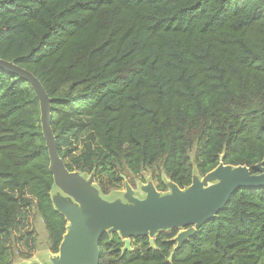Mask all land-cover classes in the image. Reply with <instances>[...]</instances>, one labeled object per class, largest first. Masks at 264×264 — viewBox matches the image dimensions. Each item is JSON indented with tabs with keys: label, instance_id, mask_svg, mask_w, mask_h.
I'll use <instances>...</instances> for the list:
<instances>
[{
	"label": "trees",
	"instance_id": "obj_1",
	"mask_svg": "<svg viewBox=\"0 0 264 264\" xmlns=\"http://www.w3.org/2000/svg\"><path fill=\"white\" fill-rule=\"evenodd\" d=\"M0 58L43 83L61 157L103 196L145 171L160 192L220 163L259 172L264 0H0ZM54 187L39 98L0 68V264L32 256L18 241L34 248L35 213L59 252L68 220ZM179 231L125 251L105 232L100 264H264V185L235 191L176 248Z\"/></svg>",
	"mask_w": 264,
	"mask_h": 264
},
{
	"label": "water",
	"instance_id": "obj_2",
	"mask_svg": "<svg viewBox=\"0 0 264 264\" xmlns=\"http://www.w3.org/2000/svg\"><path fill=\"white\" fill-rule=\"evenodd\" d=\"M0 68L27 80L37 94L50 170L55 186L62 189L68 198L63 195L52 197L55 207L68 220L60 250L57 256L51 258L53 264H100L101 237L105 232H118L126 242L125 251L131 249L130 238L133 236L148 235L153 245L157 233L178 228L176 248H179L226 206L235 191L242 187L264 185L263 159L257 164L258 173H252L246 165L220 163L207 174L217 179V182L209 185H204L194 176L192 184L186 188L168 182L170 189L162 194L149 183L143 187L146 196L138 198L127 182V201L106 199L95 184L94 174L86 177L78 170L71 171L61 157L52 127L51 99L43 83L33 72L13 61L0 58ZM221 158H224V154ZM172 258L173 253L169 259Z\"/></svg>",
	"mask_w": 264,
	"mask_h": 264
},
{
	"label": "rangeland",
	"instance_id": "obj_3",
	"mask_svg": "<svg viewBox=\"0 0 264 264\" xmlns=\"http://www.w3.org/2000/svg\"><path fill=\"white\" fill-rule=\"evenodd\" d=\"M84 174L86 177H91V174H88V173H84ZM195 177L198 178L200 182L202 181L204 185H209V184L217 182L216 178H214L213 176L210 177L209 175L200 176L197 173ZM129 178H131L134 181L133 184H130L129 179H125L123 185L120 188L111 189L104 197L109 200L121 199L123 201H127V194H126L127 193V182L133 188L134 196L138 198H144L146 196V193L143 190V187L146 186V184L150 183L156 186L155 180H153L152 176L150 175L148 171H145L139 177H134V178L129 177ZM143 178L145 179V181H143ZM94 181H95L96 186H98V183L95 177H94ZM167 192H163L162 194H165ZM62 193H63V190L55 186L53 190V196L56 197ZM24 230L25 231L33 230V234L36 236V243L34 244V248L30 250L27 246H25L24 238L22 241H18V244L20 246V249L23 252H30L32 253V256L29 258H24L17 250L15 253V257H14L15 260L13 264H53L51 258L57 256V254L51 253L49 249L48 234L46 232L45 225H44L42 218L39 217L37 213L31 215L30 222L28 226L24 228ZM20 236L21 234L18 233V237Z\"/></svg>",
	"mask_w": 264,
	"mask_h": 264
},
{
	"label": "bare ground",
	"instance_id": "obj_4",
	"mask_svg": "<svg viewBox=\"0 0 264 264\" xmlns=\"http://www.w3.org/2000/svg\"><path fill=\"white\" fill-rule=\"evenodd\" d=\"M60 195H63L65 198H67V196L65 194H63V193L62 194H59L58 196H60ZM58 196H56V197H58ZM69 199H71V198L69 197Z\"/></svg>",
	"mask_w": 264,
	"mask_h": 264
},
{
	"label": "crops",
	"instance_id": "obj_5",
	"mask_svg": "<svg viewBox=\"0 0 264 264\" xmlns=\"http://www.w3.org/2000/svg\"><path fill=\"white\" fill-rule=\"evenodd\" d=\"M52 197H53V192H52ZM51 253H53V252H51ZM53 254H56V253H53Z\"/></svg>",
	"mask_w": 264,
	"mask_h": 264
}]
</instances>
